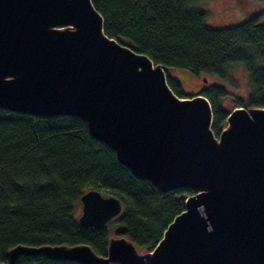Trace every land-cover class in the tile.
Masks as SVG:
<instances>
[{
	"label": "water",
	"instance_id": "water-1",
	"mask_svg": "<svg viewBox=\"0 0 264 264\" xmlns=\"http://www.w3.org/2000/svg\"><path fill=\"white\" fill-rule=\"evenodd\" d=\"M172 68L108 36L92 0H0V109L80 118L133 177L182 194L184 211L150 251L121 236L89 245L18 244L6 262L45 256L79 264H264V108H234L219 136L202 94L179 97ZM204 82L207 79L204 78ZM82 227L122 211L116 196H81Z\"/></svg>",
	"mask_w": 264,
	"mask_h": 264
},
{
	"label": "trees",
	"instance_id": "trees-1",
	"mask_svg": "<svg viewBox=\"0 0 264 264\" xmlns=\"http://www.w3.org/2000/svg\"><path fill=\"white\" fill-rule=\"evenodd\" d=\"M201 0H92L104 19L105 33L147 55L155 64L194 76L229 80L232 68L248 72L246 97L230 96L224 86L209 83L199 94L211 103L212 130L219 136L237 107L264 108V22L248 18L217 28L208 23ZM167 81L179 97L178 82ZM90 190L120 199L118 237L150 251L173 219L184 211L182 194L161 193L122 167L114 153L91 138L80 118L45 119L0 109V261L18 244L89 245L106 255L108 231L82 227L75 216L81 196ZM103 194V193H102ZM15 264H79L45 256H21Z\"/></svg>",
	"mask_w": 264,
	"mask_h": 264
},
{
	"label": "rangeland",
	"instance_id": "rangeland-1",
	"mask_svg": "<svg viewBox=\"0 0 264 264\" xmlns=\"http://www.w3.org/2000/svg\"><path fill=\"white\" fill-rule=\"evenodd\" d=\"M199 6L207 11L208 23L217 28L237 25L248 18L258 17L264 22V0H201ZM178 82L183 94L189 98L199 94L209 83L224 86L230 96L246 97L249 90L248 72L245 67H234L229 72V80L221 81L215 77L204 75L194 76L190 72L173 69L167 73ZM204 78L207 82H204ZM226 108L233 110V104L229 99L224 101ZM105 197L112 196L109 192H102ZM82 213V203H78L75 208L76 219ZM116 218L111 220L105 227L108 231V238L118 236ZM145 251V250H141Z\"/></svg>",
	"mask_w": 264,
	"mask_h": 264
}]
</instances>
